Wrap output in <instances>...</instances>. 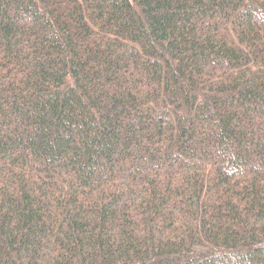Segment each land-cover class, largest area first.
Here are the masks:
<instances>
[{"label":"trees","instance_id":"obj_1","mask_svg":"<svg viewBox=\"0 0 264 264\" xmlns=\"http://www.w3.org/2000/svg\"><path fill=\"white\" fill-rule=\"evenodd\" d=\"M0 264H264V0H0Z\"/></svg>","mask_w":264,"mask_h":264}]
</instances>
